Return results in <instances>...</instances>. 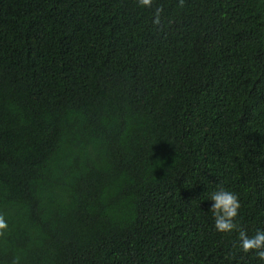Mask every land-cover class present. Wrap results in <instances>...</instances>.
<instances>
[{"label":"trees","instance_id":"trees-1","mask_svg":"<svg viewBox=\"0 0 264 264\" xmlns=\"http://www.w3.org/2000/svg\"><path fill=\"white\" fill-rule=\"evenodd\" d=\"M221 186L264 228V0H0V264H264Z\"/></svg>","mask_w":264,"mask_h":264},{"label":"clouds","instance_id":"clouds-1","mask_svg":"<svg viewBox=\"0 0 264 264\" xmlns=\"http://www.w3.org/2000/svg\"><path fill=\"white\" fill-rule=\"evenodd\" d=\"M183 5V0H180ZM137 4L142 8H150L153 0H137ZM161 9L154 12L153 23L160 22ZM208 200L211 202L209 210L212 213V227L215 232L221 234H231L238 232V247L244 252H254L260 261H264V228H258L249 235L238 223L237 218L240 213L241 203L236 192L225 187H217L209 194ZM8 224L3 215H0V231L7 229Z\"/></svg>","mask_w":264,"mask_h":264}]
</instances>
